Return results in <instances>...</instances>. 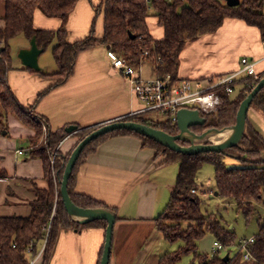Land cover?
I'll list each match as a JSON object with an SVG mask.
<instances>
[{
  "label": "trees",
  "instance_id": "16d2710c",
  "mask_svg": "<svg viewBox=\"0 0 264 264\" xmlns=\"http://www.w3.org/2000/svg\"><path fill=\"white\" fill-rule=\"evenodd\" d=\"M79 0H4L3 27L0 28V132H7V118L16 117L23 125L33 130L26 149L30 158L42 161L47 187H33L35 200L32 202L28 217H0V264H28L35 258L44 245L41 264H48L52 255L57 236L61 229L74 228L81 225L100 226L104 232L106 222L95 220L80 224L69 218L60 196V183L63 171L71 151L79 141L98 125L82 128L71 133L76 143L67 153L58 148L61 141L70 133L61 129L52 130L46 118L35 111L37 102L53 87L64 84L73 73L79 54L97 43L103 44L114 51L119 57L125 58L130 64L137 66L144 60L151 67L153 75H170L178 80L179 55L189 41L215 32L226 18H235L259 30L261 41L264 42V2L261 0H239L236 6H227L225 0H104L95 8L103 13V31L100 38L95 37L94 22L86 37L69 43L65 24L68 15ZM40 10L47 17L61 20L59 29L41 30L33 27V14ZM149 16L157 18L158 25L163 29L161 39H154L147 27ZM22 34L28 40L35 38L37 47L46 48L55 41L51 50L57 71L44 74L22 67L51 81V85L41 92L34 103L28 107L21 105L8 84V72L12 69L8 42L13 37ZM147 52L146 57L142 54ZM158 58L160 61H157ZM264 72L258 74L262 78ZM258 79V80H259ZM258 81L253 77H241L232 86L233 92L226 93L216 89L219 105L216 112L200 115L205 119L201 126H192L190 131L201 134L206 130H221L235 124L236 113L240 103L251 92ZM260 111L264 115V87L252 99L249 108ZM123 121H133L170 135H176V123L164 119L162 121L149 119L144 115L125 117ZM70 126V125H69ZM43 136L42 143L37 141ZM132 135L142 140L143 146L156 151L164 158V163L178 164L172 195L164 210L153 219L154 227L164 242L181 243L172 252L165 251L158 257L157 264H177L185 255H191L197 264H264V219L258 220V234L253 243L248 245L252 261L245 263L242 254H229L234 244V234L221 226L218 218L207 211L201 210L200 195L192 193L199 190L196 183L197 172L204 164L214 167V182L219 196L231 201L247 218L253 210L254 203L262 200L264 190V137L246 119L245 132L237 146L224 152H202L195 155H184L174 152L155 140L130 130L118 129L106 133L89 142L81 151L68 179L67 190L72 203L80 208L108 207L90 197L73 192V180L79 164L96 147L109 137ZM182 146L187 142L177 141ZM236 156L237 159L257 158L255 165L242 168H227L224 157ZM52 158V162H51ZM6 173L0 170V179ZM185 224V227H183ZM206 234L213 236V241L221 244L226 250L227 260L221 251L214 254L198 252L197 242ZM103 249V248H102ZM222 250V251H223ZM224 254V255H225ZM102 251L99 255V262ZM192 262V263H193Z\"/></svg>",
  "mask_w": 264,
  "mask_h": 264
},
{
  "label": "crops",
  "instance_id": "0c3cea01",
  "mask_svg": "<svg viewBox=\"0 0 264 264\" xmlns=\"http://www.w3.org/2000/svg\"><path fill=\"white\" fill-rule=\"evenodd\" d=\"M103 1L79 0L75 4L65 24L69 43L86 37L93 22L95 37L102 36L103 13L99 10L95 15V8ZM3 16L4 0H0V28L4 25ZM146 24L154 39L162 38L163 29L156 17L149 16ZM60 26L59 18L47 17L38 9L34 11L35 29L55 31ZM20 40L14 45L20 49L30 47V40ZM55 44L53 41L46 50L51 52ZM106 50V46L97 43L81 52L69 79L50 89L37 102L36 113L47 119L53 131L69 125L82 128L101 125L140 108L127 80L112 68ZM242 57L257 62L258 74L264 72V42L259 30L239 19L226 18L215 32L185 44L179 55L177 77L199 79L232 73L239 69ZM11 64L8 84L21 105L28 107L51 81L22 68L19 59ZM144 65L150 67L144 62L142 68ZM41 67L44 74L57 71L53 59L50 62L43 59ZM33 133L12 115L7 118V132H0V170L6 173L0 179V217H28L35 200L33 187H47L42 161L30 158L26 152ZM75 143L76 138L69 134L61 141L60 149L67 153ZM18 150L24 154L17 155ZM168 165L154 149L143 146L142 140L132 135L107 138L79 164L73 192L102 203L115 215L108 264H157L162 254L158 253L162 237L153 219L164 210L175 184L166 177ZM142 233L147 234L145 243ZM104 234L100 226L61 229L48 264H99ZM41 262L39 253L36 263Z\"/></svg>",
  "mask_w": 264,
  "mask_h": 264
},
{
  "label": "water",
  "instance_id": "95a60500",
  "mask_svg": "<svg viewBox=\"0 0 264 264\" xmlns=\"http://www.w3.org/2000/svg\"><path fill=\"white\" fill-rule=\"evenodd\" d=\"M225 2L226 5L230 7L239 4V0H225ZM29 44V48L19 51L18 59L24 67L39 71L40 67L38 65V57L42 53V49L37 47L34 37L30 39ZM108 48L109 47H107V49ZM263 87L264 76L258 80L251 92L240 103L236 113L235 124L230 128H224L221 130L210 129L199 135L195 134L190 131L189 128L192 126L203 125L205 119L200 115V112L197 109H180L176 114V125L178 128V133L176 135H170L162 130L155 129L137 122L117 119L98 125L95 129L91 130L87 135H85L81 141L78 142L75 148L71 151L66 162L60 183V196L68 216L75 219L80 224H86L95 220H104L106 222L103 249L99 264L109 263L115 215L111 211L104 208L91 209L77 207L72 203L71 198L69 197L67 190L68 179L71 175L73 166L75 165V162L83 148L92 140H95L106 133L118 129H125L151 138L168 149L184 155H195L202 152H224L226 149L237 146L242 139L245 132L247 112L250 103L254 96ZM226 129H230L231 133L224 142L215 144L207 140L204 141V138L208 133H220ZM76 130L77 127L75 125H70L65 128V131L70 134L76 132ZM199 140H203V142L197 143ZM177 141L187 142L188 146H182L178 144ZM227 258L228 255H225L223 260H227Z\"/></svg>",
  "mask_w": 264,
  "mask_h": 264
},
{
  "label": "built area",
  "instance_id": "2783aa9c",
  "mask_svg": "<svg viewBox=\"0 0 264 264\" xmlns=\"http://www.w3.org/2000/svg\"><path fill=\"white\" fill-rule=\"evenodd\" d=\"M261 1L264 2V0ZM146 55L147 52H144L142 58L146 57ZM106 56L112 68L127 80L135 99L140 104L139 109L132 111L123 118L140 116L147 112L155 111L162 114L165 119L176 123V114L180 109H197L199 112L209 114L215 112L219 105V97L216 94V89L221 88L226 93L231 94L233 92V84L241 77H253L255 81L259 79L258 73L256 72L257 62L246 57L240 59L239 69L232 73L199 79L174 80L170 75L156 76L151 74L149 77H142L141 69L145 62L142 59L137 66H134L125 58L119 57L109 48L106 50ZM157 61H160V59L158 58ZM60 146L61 143L58 145V148ZM16 153L17 155L24 154L22 150H18ZM191 192L194 194L196 190H192ZM251 243H253L252 237L249 239H241L236 244L235 253H241L245 263L252 261L248 249V245ZM44 245L45 242L39 253L43 252ZM222 250L219 242H212L211 254ZM37 256L31 259L28 264H37Z\"/></svg>",
  "mask_w": 264,
  "mask_h": 264
},
{
  "label": "rangeland",
  "instance_id": "374dc122",
  "mask_svg": "<svg viewBox=\"0 0 264 264\" xmlns=\"http://www.w3.org/2000/svg\"><path fill=\"white\" fill-rule=\"evenodd\" d=\"M20 39L26 38L24 36H16L10 39V41L8 42L12 62L14 61L18 63V53L22 49H20L21 47L15 46L14 43L20 42ZM40 59L38 60V65L40 68H42L41 65L43 64V59H46L48 62L52 61L53 58L50 49L44 51L40 55ZM141 74L144 78L151 76V68L148 65H144V67L141 69ZM144 116L149 119L152 118L159 121L165 119L162 114L155 111L147 112L144 114ZM247 118L248 122H250L262 136H264L263 113L250 107L247 112ZM211 135L209 136V140L211 139ZM42 139L43 136L40 135L37 141V145L42 143ZM243 159H246L245 156H243ZM243 159H237L236 156L229 154L228 156L224 157V163L227 168H242L255 165L253 162L257 160V158H248L249 162H243ZM177 169V163H169V165L166 167V177L168 180H171L173 182L176 180L175 175ZM196 183L199 187L198 189L201 191L200 193L198 192V190L196 191V195H200L199 197L202 202L201 210L214 214L220 221L221 226L234 234V244L232 245V247L227 249L229 250V255L232 256L235 253L236 244L239 242V240L249 239L258 234V220L264 219V190L262 193V200L260 202L254 203L252 212L246 218L243 212L241 210H238L235 204L217 194L214 182V167L211 164H204L202 168L197 172ZM183 227H185V224H183ZM146 236V233H142L143 243H145L144 237ZM213 239V236L206 234L201 240H199L197 242L198 252L201 254H210V247ZM162 240L163 239L160 240V244L158 245V253H163L164 251H166L165 249L169 250L168 252H172L181 245V243L179 242L170 244ZM226 252V250H223L221 251V254H223V256L225 257ZM192 262L193 257L191 255H185L177 264H197V262Z\"/></svg>",
  "mask_w": 264,
  "mask_h": 264
},
{
  "label": "bare ground",
  "instance_id": "6f19581e",
  "mask_svg": "<svg viewBox=\"0 0 264 264\" xmlns=\"http://www.w3.org/2000/svg\"><path fill=\"white\" fill-rule=\"evenodd\" d=\"M230 133H231L230 129H226L220 133L210 132L207 134V136H205L204 141L207 140L211 143L219 144V143L224 142L229 137ZM210 135H211V139L209 140ZM202 142H203V140L197 141V143H202Z\"/></svg>",
  "mask_w": 264,
  "mask_h": 264
}]
</instances>
